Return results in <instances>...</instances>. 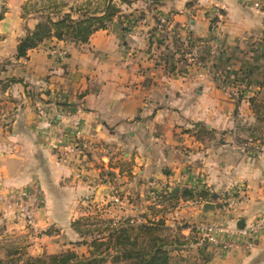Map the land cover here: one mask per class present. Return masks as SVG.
Wrapping results in <instances>:
<instances>
[{
	"label": "crops",
	"instance_id": "crops-1",
	"mask_svg": "<svg viewBox=\"0 0 264 264\" xmlns=\"http://www.w3.org/2000/svg\"><path fill=\"white\" fill-rule=\"evenodd\" d=\"M152 1L113 0L124 21L114 19L116 30L98 29L84 43L51 37L17 56L38 15L28 0H0V192L38 188L39 254L87 247L71 244L82 239L72 223L112 189L127 211L134 189L142 201L164 187L203 191L207 199L179 197L167 213L187 224L182 263L264 264V229L252 247L224 230L219 237L237 244L216 251L190 231L202 221L232 228L264 216V0L261 9L240 0ZM150 12L165 16L162 29ZM193 38L219 49L194 64L181 52ZM221 75L243 85L238 98L220 88ZM70 141L82 150L65 165L57 155ZM206 202L214 208L205 212Z\"/></svg>",
	"mask_w": 264,
	"mask_h": 264
},
{
	"label": "trees",
	"instance_id": "trees-1",
	"mask_svg": "<svg viewBox=\"0 0 264 264\" xmlns=\"http://www.w3.org/2000/svg\"><path fill=\"white\" fill-rule=\"evenodd\" d=\"M119 1L127 2V0ZM152 3L155 2L152 1ZM119 11V7L113 0H104L102 7L78 18H73L69 13H65L64 16L56 20L45 17L20 39L16 54L25 56L29 49L37 47L51 37L59 40L70 37L77 43L87 42L94 31L109 27L114 19L120 21ZM162 41V39H158L157 43H162ZM162 193L165 194V192ZM173 195H178L183 199H192L196 196L203 199L209 197L206 192H193L187 187L172 188L168 196L172 197ZM160 196L163 195L160 194ZM74 223H72L73 227L76 226ZM185 227L187 224L177 226L173 238H168L163 235V232L171 230V228L162 217L157 221L149 219L139 223H129L126 220L108 226L104 236L94 239L91 242L92 249L89 256L79 255L68 250L60 253L28 256L26 264H183L172 261L171 252L177 251L179 246L185 244V236L181 232ZM190 231L193 234L197 233L193 226L190 227ZM0 264H11V262L0 258Z\"/></svg>",
	"mask_w": 264,
	"mask_h": 264
},
{
	"label": "rangeland",
	"instance_id": "rangeland-1",
	"mask_svg": "<svg viewBox=\"0 0 264 264\" xmlns=\"http://www.w3.org/2000/svg\"><path fill=\"white\" fill-rule=\"evenodd\" d=\"M153 1L155 4L157 3L155 0ZM103 2L104 0H28L27 3L28 10L36 13L38 15V20H43L45 17H50L53 20H56L57 18L64 16L65 13L75 16V18H78L84 14H90L102 7ZM153 4L154 3H152L150 6ZM151 10L154 9L152 8ZM120 16L121 14H119V17ZM198 39L204 40L203 38ZM204 51L209 53L208 44L207 46L205 44L201 48L200 56L202 59L204 56ZM180 188L182 189L185 187ZM23 189L26 188L23 187ZM29 189L32 190L33 193L36 192L39 199L41 198L38 188L31 187ZM144 189L146 190V187ZM163 189L166 190L167 193H162L161 191ZM163 189L160 192L154 193V198L153 195H149L144 192L145 197H143V201L142 197L139 196L138 190L134 189L133 191H130L131 193H128L126 196L129 203H133V206L131 207L132 211H127L122 207L120 199L123 198V196L121 195V191L118 188L112 189L109 192L102 194L98 198H91V201H87V203H85L86 205L82 207V214L80 217L74 221V224L76 225L74 226V229L78 231V233L80 232L82 234L81 235L79 233L82 239L71 243L75 248L81 247L80 244H87V247L85 246L76 248L78 253L74 249L70 248L64 249L60 252L69 250L76 252L79 255L89 256L92 249L91 242L94 239L104 236L108 226H111L112 224H119L122 221L127 220L129 223H139L145 222L149 219L157 221L162 217L166 222V220H168L167 213L171 211L173 207L178 205L177 200L179 199V196L177 195V197L176 195H173L170 197L168 196V190L165 189V187ZM21 190L22 187L11 189L5 193L0 192V258L9 260L11 264H26L28 256L51 254L48 252L39 254L33 253L35 249L34 240H36L34 237H39L40 233L38 230L35 231L30 226H28L16 212V196ZM160 194L163 196L161 197ZM116 197L119 200L117 203L113 200ZM112 202H115V204H112ZM41 204L42 203L40 199L38 209L40 208ZM157 204H160V207H157ZM122 212L126 213L122 214ZM16 219L22 222L21 224L23 225V228L14 226L13 223ZM183 221L184 219L182 218L178 219V222H181L180 224H183ZM175 233V229L171 228V230L163 232V235L168 238H173L172 236ZM195 234L197 235V233ZM186 243L187 241H185V244ZM187 248L188 247L185 246H179L177 251H172V261L182 262L183 256L181 255L180 250ZM170 249L173 250L172 248Z\"/></svg>",
	"mask_w": 264,
	"mask_h": 264
},
{
	"label": "built area",
	"instance_id": "built-area-1",
	"mask_svg": "<svg viewBox=\"0 0 264 264\" xmlns=\"http://www.w3.org/2000/svg\"><path fill=\"white\" fill-rule=\"evenodd\" d=\"M244 5L253 7L255 9L262 8L261 0H240ZM151 3V0H148V4ZM155 17L156 25L159 28H163L166 23V19L161 14H155L150 12ZM220 10L218 7L213 8L211 17L218 18L220 17ZM142 22L145 19L141 20ZM208 44L209 53L211 55H215L218 50V43L216 41L207 42L206 40H201L198 38L188 39L181 44V52L183 56L191 61L194 64L200 65L202 64V58L200 56V50L205 45ZM65 53V51H64ZM220 88L230 95L233 98H238L241 94V86H233L231 80L226 75H221L219 78ZM82 147L76 141H70L67 144L63 145L62 148L58 151L57 158L60 163L65 165H70L77 157L78 154L81 153ZM154 198V193L152 194ZM116 203L119 201L118 198L113 199ZM40 199L37 196V193L29 188L23 189L16 196V212L18 216L32 229L35 231L38 230L35 214L39 207ZM228 206L233 207L234 200L227 202ZM166 224L170 228H176L182 224L177 223L173 218L171 220H166ZM197 233L200 235V238L203 241H207V243L216 250H226L230 247L236 246V240H224L219 237L220 232L226 230L231 235L238 234L242 238L246 240V246L252 247L255 244L258 234L264 229V216H259L254 220H250L244 223L242 228L232 227L227 228L221 225H217L215 223H210L206 221H202L199 224L194 225Z\"/></svg>",
	"mask_w": 264,
	"mask_h": 264
},
{
	"label": "water",
	"instance_id": "water-1",
	"mask_svg": "<svg viewBox=\"0 0 264 264\" xmlns=\"http://www.w3.org/2000/svg\"><path fill=\"white\" fill-rule=\"evenodd\" d=\"M112 27L116 30L117 28L120 27V24L118 22H113L112 23ZM214 208V205L212 202H206L204 205H203V210L204 211H207L209 209H213ZM244 225V222L243 220H240L238 223H237V227L238 228H242Z\"/></svg>",
	"mask_w": 264,
	"mask_h": 264
}]
</instances>
